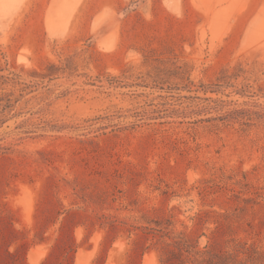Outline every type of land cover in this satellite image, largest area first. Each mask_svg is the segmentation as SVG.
<instances>
[{
    "label": "rangeland",
    "instance_id": "rangeland-1",
    "mask_svg": "<svg viewBox=\"0 0 264 264\" xmlns=\"http://www.w3.org/2000/svg\"><path fill=\"white\" fill-rule=\"evenodd\" d=\"M225 213L264 247V0H0V264H163Z\"/></svg>",
    "mask_w": 264,
    "mask_h": 264
},
{
    "label": "trees",
    "instance_id": "trees-1",
    "mask_svg": "<svg viewBox=\"0 0 264 264\" xmlns=\"http://www.w3.org/2000/svg\"><path fill=\"white\" fill-rule=\"evenodd\" d=\"M239 216L225 213L218 216L212 242L200 249L185 235L172 237L168 232L157 230L162 237L172 239L162 256L163 264H264V247L235 238L233 223ZM227 238L224 239L223 237Z\"/></svg>",
    "mask_w": 264,
    "mask_h": 264
}]
</instances>
